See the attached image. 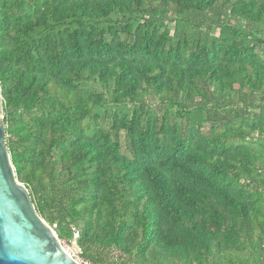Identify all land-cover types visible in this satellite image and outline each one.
<instances>
[{"label": "trees", "instance_id": "16d2710c", "mask_svg": "<svg viewBox=\"0 0 264 264\" xmlns=\"http://www.w3.org/2000/svg\"><path fill=\"white\" fill-rule=\"evenodd\" d=\"M0 92L90 264H264V0H0Z\"/></svg>", "mask_w": 264, "mask_h": 264}, {"label": "water", "instance_id": "95a60500", "mask_svg": "<svg viewBox=\"0 0 264 264\" xmlns=\"http://www.w3.org/2000/svg\"><path fill=\"white\" fill-rule=\"evenodd\" d=\"M0 92V264H79L36 212L14 173L5 140Z\"/></svg>", "mask_w": 264, "mask_h": 264}, {"label": "built area", "instance_id": "2783aa9c", "mask_svg": "<svg viewBox=\"0 0 264 264\" xmlns=\"http://www.w3.org/2000/svg\"><path fill=\"white\" fill-rule=\"evenodd\" d=\"M73 238H78V234H73ZM59 240L60 245L66 251V253L73 258L79 264H90L88 261L84 260L80 255V249L77 248V252H73L71 248L64 242V240ZM75 241V239H74ZM78 247V246H77Z\"/></svg>", "mask_w": 264, "mask_h": 264}, {"label": "rangeland", "instance_id": "374dc122", "mask_svg": "<svg viewBox=\"0 0 264 264\" xmlns=\"http://www.w3.org/2000/svg\"><path fill=\"white\" fill-rule=\"evenodd\" d=\"M169 28L172 30V28H173V24L171 23V24H169ZM2 115L4 116V112L2 113ZM5 127H6V125H5ZM5 140L9 137L8 135H6L5 134ZM73 234H78V229L77 228H73ZM74 239H75V241H74ZM76 240H77V238H71L69 241H65L64 240V242L69 246V248H71L72 249V251L73 252H77V244H76ZM115 260H117L118 261V263L119 262H121V259H119L118 258V254L116 253H114V252H112V255H111Z\"/></svg>", "mask_w": 264, "mask_h": 264}]
</instances>
